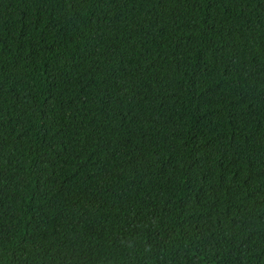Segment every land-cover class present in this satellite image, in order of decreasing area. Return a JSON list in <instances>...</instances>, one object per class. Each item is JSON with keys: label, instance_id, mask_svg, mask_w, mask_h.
Segmentation results:
<instances>
[{"label": "trees", "instance_id": "16d2710c", "mask_svg": "<svg viewBox=\"0 0 264 264\" xmlns=\"http://www.w3.org/2000/svg\"><path fill=\"white\" fill-rule=\"evenodd\" d=\"M0 264H264V0H0Z\"/></svg>", "mask_w": 264, "mask_h": 264}]
</instances>
